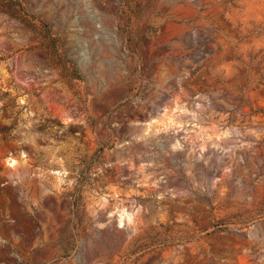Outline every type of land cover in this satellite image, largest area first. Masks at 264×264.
Returning <instances> with one entry per match:
<instances>
[{"label": "rangeland", "instance_id": "374dc122", "mask_svg": "<svg viewBox=\"0 0 264 264\" xmlns=\"http://www.w3.org/2000/svg\"><path fill=\"white\" fill-rule=\"evenodd\" d=\"M3 1L0 264H264V0Z\"/></svg>", "mask_w": 264, "mask_h": 264}, {"label": "trees", "instance_id": "16d2710c", "mask_svg": "<svg viewBox=\"0 0 264 264\" xmlns=\"http://www.w3.org/2000/svg\"><path fill=\"white\" fill-rule=\"evenodd\" d=\"M0 7L4 8L8 12H15L17 9L13 3H7L3 0H0Z\"/></svg>", "mask_w": 264, "mask_h": 264}, {"label": "bare ground", "instance_id": "6f19581e", "mask_svg": "<svg viewBox=\"0 0 264 264\" xmlns=\"http://www.w3.org/2000/svg\"><path fill=\"white\" fill-rule=\"evenodd\" d=\"M129 221H131L130 217L128 218Z\"/></svg>", "mask_w": 264, "mask_h": 264}]
</instances>
